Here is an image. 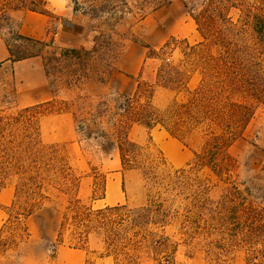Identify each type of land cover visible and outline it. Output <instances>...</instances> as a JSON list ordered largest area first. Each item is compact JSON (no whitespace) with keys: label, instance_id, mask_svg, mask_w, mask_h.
<instances>
[{"label":"trees","instance_id":"trees-1","mask_svg":"<svg viewBox=\"0 0 264 264\" xmlns=\"http://www.w3.org/2000/svg\"><path fill=\"white\" fill-rule=\"evenodd\" d=\"M48 1L0 0V36L9 53L6 62L43 58V49L50 44L23 35L10 11L26 9L45 15ZM70 1L75 11L87 13L80 0ZM172 1L113 0L108 10L107 7L90 10L98 18L105 14L116 15L114 10L119 7L125 12H145L162 8ZM180 1L194 20L201 40L191 44L186 38H172L159 49L147 46L133 94H112L96 100L81 97L79 104L72 108L75 104L60 100L54 93L49 101L15 112L0 110V189L14 182V200L5 207L8 219L0 228V240L7 227L19 232L14 234L15 241L28 239L30 234L26 229L16 237L20 235L21 222L43 208L54 195H68L72 190L73 196L58 228V244L64 243L69 233L79 242L74 247L83 248L90 234L105 230L106 257H112L114 264H121V257L130 263V247L144 243L159 251L167 264H174L176 247L170 248L166 236L148 228L153 222L167 223L176 201L182 198L192 200L191 206L183 208V213L180 208L175 210L182 226H221L228 247L216 246L217 249L240 248L246 255L245 264H264V207L248 205L250 188L233 185L223 200L205 202L202 192L206 187L195 182L187 170H174L165 177L156 174L157 168L168 164L160 151L158 163L146 170L150 186L145 205L135 209L117 205L93 210L92 205L83 203L79 197L82 176L57 146H46L41 140L42 117L69 113L73 116L80 145L98 143L102 151L119 154L123 170H139L144 165L141 154L145 147L130 138L129 132L134 125L164 129L188 148L185 137L200 131L204 149L202 153L193 152L196 160L218 177L227 174L229 169L223 153L255 115L248 99L264 104V0ZM11 41L40 45L41 49L15 53ZM95 54L102 63L110 64L122 51L111 40L101 42L100 37L90 51L66 50L47 58V62L52 67L63 61L85 67L86 60ZM147 72H150L148 77ZM192 73H198L201 80L187 101L163 111L154 105L156 86L178 91L187 87ZM74 76L77 81L70 85L89 79L84 70L75 72ZM99 80L104 83L106 78ZM106 181L107 174H103L102 192L94 193L92 201L104 199ZM117 212H126L125 219L116 222L108 218L109 214ZM10 223L14 226H8ZM122 223L127 226H115ZM213 231L216 230L210 233Z\"/></svg>","mask_w":264,"mask_h":264},{"label":"rangeland","instance_id":"rangeland-1","mask_svg":"<svg viewBox=\"0 0 264 264\" xmlns=\"http://www.w3.org/2000/svg\"><path fill=\"white\" fill-rule=\"evenodd\" d=\"M80 2L87 13L75 11V5L70 0H49L45 15L32 13L26 9L10 11L25 36H40L39 30L44 24V20L40 18L43 16L48 24L44 35L38 40L47 41L50 46L43 49V58L39 57L32 61L33 63L15 65L5 60L0 62V110L15 112L37 100L40 95L31 93L29 87L39 84L42 80H45L50 91L56 93L60 100L75 104L72 108L79 104L81 97L96 100L112 94L131 95L137 87L138 75L148 52L147 46L159 49L172 38H186L191 44L201 40L194 20L180 0H173L162 8L147 9L145 12L136 10L125 12L119 7L114 10L116 15L105 14L98 18L92 15L90 9L107 7L108 10V5L113 4V0ZM100 37L101 42L111 40L121 49L120 57L111 59L113 63H102L96 54L86 60L85 67L76 62L65 61L52 67L47 62V58L66 50L90 51ZM3 41L0 36V48L5 49L6 44ZM10 45L15 53H29L37 48L41 49L40 45L30 46L14 41H11ZM83 70L88 72L89 79L77 85H70L77 81L74 73ZM149 73L147 72L146 77ZM100 78H106V81L101 83ZM200 80L198 73H192L187 87L178 91L156 86L154 105L163 111L187 101L190 92L199 85ZM248 102L254 108L255 115L223 153L229 169L227 174L218 177L210 168L201 165L194 153L187 165L172 168L167 164L165 167L157 168L156 174L165 177L174 170H187L195 182L206 187L202 192L205 202L217 203L223 200L233 185L241 189L247 187L252 191L247 200L248 205L255 208L264 207V104L252 99H248ZM67 116L51 114L42 118L41 140L46 146H57L76 173L82 176V188L79 190L82 202L92 205L93 210L99 209L103 203L93 202L92 195L94 193L99 195L102 192L103 174L120 171L126 179V186L120 189V192L129 196L130 201L126 204L128 208L135 209L145 205L150 186L146 170L158 163L160 149L150 143L141 142L140 144L145 147L141 154L144 160L143 168L123 170L116 151L104 152L98 143L84 142L80 145L73 116L70 114ZM185 138L192 152H203L204 137L200 131ZM189 164L191 166H188ZM9 185L14 188V182ZM72 196V190L68 195H54L43 208L23 220L20 224V235L16 237L19 238L26 229L30 234L28 239L15 241L14 234L19 232L13 227H7L0 240V264H114L112 257H106L105 230L90 234L88 244L83 248L74 247L79 242L69 233L64 243H57L58 228ZM191 202V199L179 198L167 223L153 222L148 228L166 236L170 248L176 247L174 264H189L191 259L195 260L193 264L202 261L205 264H245L246 255L242 249L225 251L217 249L216 246L223 245V249L228 247L223 240L221 226L181 225V218L179 215L175 216V210L180 208V212L183 213V208L191 206ZM124 213L126 212L111 213L108 218L121 222L125 219ZM7 219L6 213L5 221ZM121 225L127 226L125 223L115 226ZM8 226L14 225L10 223ZM209 229L216 231L210 233ZM129 252L132 261L129 263L121 257V264H167L158 254L159 251L148 243L130 247Z\"/></svg>","mask_w":264,"mask_h":264},{"label":"crops","instance_id":"crops-1","mask_svg":"<svg viewBox=\"0 0 264 264\" xmlns=\"http://www.w3.org/2000/svg\"><path fill=\"white\" fill-rule=\"evenodd\" d=\"M40 19H42V21L44 20V24H42V27L39 30L40 36L30 35L28 37L38 39V38H41L42 35H44L48 21L45 20L43 16ZM8 57H9V53L5 45V49L0 48V62L3 60H6ZM37 59H39V57L26 59V60L19 61L13 64L16 65L18 63H33L32 61H35ZM43 71H44V68H43ZM29 88H30L31 93L39 94L40 97L37 100H34L28 103L25 107L49 101L54 97L53 92L50 91L48 84L45 82V80H42L40 81L39 84L32 85ZM17 101H19V94L17 95ZM57 115L62 116V117H68L67 115H69V113L57 114ZM42 118L40 119V129H41ZM129 135L133 141L139 144L141 142L142 143L146 142L147 144L150 143L158 147L161 153L163 154L166 162L172 168L182 167L184 165H187L192 160V154H193L192 150L186 147L178 139L171 137L164 129H161L158 127L149 129L141 125H134L130 129ZM119 160H120V157H119ZM125 186H126V179H125V176L120 171H116L113 174H108L107 181H106V191H105L106 194H105L104 199L96 200L93 202H98V201L102 202L103 204L102 206H100V208H104L108 206L126 205L130 201L129 196L126 195L124 192L123 194H121L120 192V189L124 188ZM81 188H82V183L80 186V191H81ZM13 200H14V188L13 187H11L10 185H7L6 187L0 189V228L5 222V215H6L5 207L10 206ZM194 261H195L194 259H191V262L189 264H193ZM197 263L205 264L204 261L197 262Z\"/></svg>","mask_w":264,"mask_h":264}]
</instances>
